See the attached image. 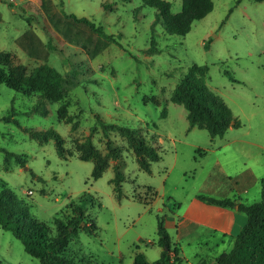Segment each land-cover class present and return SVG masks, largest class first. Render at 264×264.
<instances>
[{
    "label": "rangeland",
    "instance_id": "rangeland-1",
    "mask_svg": "<svg viewBox=\"0 0 264 264\" xmlns=\"http://www.w3.org/2000/svg\"><path fill=\"white\" fill-rule=\"evenodd\" d=\"M167 1L172 12H181L182 0ZM212 2V12L195 21L187 35L177 36L156 23L158 10L142 0H0V68L27 82L45 67L63 79L58 101L40 91L0 85V182L53 235L55 219L71 216L70 204L83 207L88 226L93 221L98 229L89 234L80 228L70 239L67 257L84 264H134L135 254L143 252L149 262H157L163 249L157 233L161 218L177 264H214L233 248L244 219L238 213L234 234L221 237L212 228L226 223L220 216L225 207L207 198L246 205L261 200L264 1ZM70 14L102 26L114 41L67 18ZM152 41L157 51L147 52ZM193 64L209 66L207 85L240 122L222 137L212 139L206 130L190 128L187 110L172 101ZM38 102L47 115L35 110ZM103 124L138 131L161 160L151 164L150 172L143 170L127 140L111 129L105 133ZM49 129L63 137L65 159L54 139L40 143L30 132ZM87 138L102 154L108 139L122 152L121 161L111 159L97 180L92 178L94 162L79 159L78 145ZM5 151L24 155L26 165L14 157L7 163ZM116 165L125 178L121 199L111 182ZM251 173L257 180H250ZM184 216L194 222L184 225ZM0 262L39 264L2 228Z\"/></svg>",
    "mask_w": 264,
    "mask_h": 264
},
{
    "label": "trees",
    "instance_id": "trees-1",
    "mask_svg": "<svg viewBox=\"0 0 264 264\" xmlns=\"http://www.w3.org/2000/svg\"><path fill=\"white\" fill-rule=\"evenodd\" d=\"M146 6L158 10L156 23H161L165 31L177 36L187 35L192 28V24L205 18L214 8L212 0H182V10L179 13L172 12V4L167 0H142ZM264 1V0H254ZM74 22L88 27L107 42H113V36L105 33L102 26H97L86 17L79 18L74 14L66 15ZM157 51L155 42L147 52ZM209 73V66L193 64L188 68L182 80L174 89L172 101L182 105L188 112L187 119L190 128L206 130L212 139L222 137L232 126L238 127L240 122L235 120L230 107L225 101L206 83ZM226 75L236 82V79L225 70ZM36 78L29 82L16 80L0 68V85L19 92H42L43 96L50 101H58L63 97L62 77L45 67L36 70L33 74ZM44 77V84L38 80ZM62 110L66 105H62ZM35 110L43 115L48 114V109L38 102ZM60 117L67 118L62 111ZM164 115V112H163ZM74 128V126H73ZM104 132L108 129L117 131L129 144L135 154L138 164L143 170L151 171V164L161 160L158 150L149 144L138 131L128 126L103 124ZM33 138L40 143H46L51 139L55 140L57 153L60 157L66 158L63 137L54 129L45 131L30 130ZM79 159L82 161H93L94 168L92 178H101L110 165V160L121 161L122 152L115 147L110 139L107 141V153L102 154L93 144L90 138L82 141L78 145ZM6 162L12 157L21 165H26V159L22 154L5 151ZM115 176L112 179L114 191L119 199L122 198V183L124 174L116 165L114 166ZM262 194L261 200L250 205L236 202L235 200L207 198L211 204L229 207L246 214V222L237 234L233 248L229 252H222L214 261V264H264V178L261 180ZM87 198V197H86ZM84 199L85 197H81ZM203 199V197H202ZM71 216L67 221L57 217L55 224L57 234L53 235L51 229L45 223L31 216L28 208L22 206L6 182H0V228L10 231L23 245L25 251L32 257L39 260V264H84V261H77L74 257H67L68 245L71 237L76 236L80 228L87 230L89 234H95L98 227L92 221L88 226L87 216L81 205L70 204ZM159 245L162 247L161 257L157 262H149L143 252H137L134 257V264H177L172 258V246L170 235L164 225L163 219H158ZM0 264H2L0 262ZM86 264V263H85ZM204 264V263H202Z\"/></svg>",
    "mask_w": 264,
    "mask_h": 264
},
{
    "label": "crops",
    "instance_id": "crops-1",
    "mask_svg": "<svg viewBox=\"0 0 264 264\" xmlns=\"http://www.w3.org/2000/svg\"><path fill=\"white\" fill-rule=\"evenodd\" d=\"M264 178V177H263ZM253 179V180H257V178L255 177V175L253 173H251L250 175V180ZM259 180V179H258ZM262 180V178H261ZM260 180V182H261ZM239 198V197H238ZM230 199V198H229ZM241 199V198H240ZM233 200V199H232ZM242 203V202H240ZM244 204V203H243ZM246 205V204H245ZM222 207V206H221ZM228 207H225L223 208V211L221 212L220 216H224V218H226V223L223 225V226H218V227H214L212 228L214 230L215 233H219L220 236L222 237L224 233H230L231 235L234 234V232L236 231V228H237V222H236V219H235V216L240 213L238 211V209H233L235 210L236 213H231L230 211H228ZM231 210V209H229ZM241 214V213H240ZM243 214V213H242ZM241 214V217L244 219V223L242 224V226L245 224V217L244 215ZM238 216V215H237ZM185 217V216H184ZM186 219V223L184 225H190L192 224L194 221L188 217H185ZM183 225V226H184ZM241 226V228H242ZM240 228V229H241ZM240 231V230H239ZM239 233V232H238ZM237 236V235H236Z\"/></svg>",
    "mask_w": 264,
    "mask_h": 264
},
{
    "label": "water",
    "instance_id": "water-1",
    "mask_svg": "<svg viewBox=\"0 0 264 264\" xmlns=\"http://www.w3.org/2000/svg\"><path fill=\"white\" fill-rule=\"evenodd\" d=\"M236 209H238V206L236 207Z\"/></svg>",
    "mask_w": 264,
    "mask_h": 264
}]
</instances>
